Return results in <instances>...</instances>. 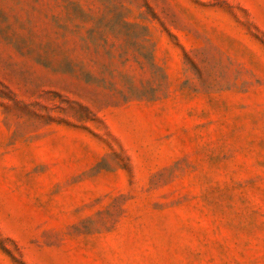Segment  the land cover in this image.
<instances>
[{
  "label": "rangeland",
  "instance_id": "1",
  "mask_svg": "<svg viewBox=\"0 0 264 264\" xmlns=\"http://www.w3.org/2000/svg\"><path fill=\"white\" fill-rule=\"evenodd\" d=\"M0 264H264V0H0Z\"/></svg>",
  "mask_w": 264,
  "mask_h": 264
}]
</instances>
